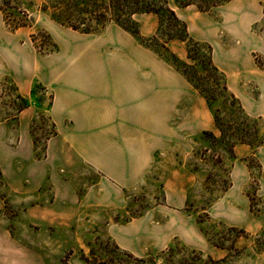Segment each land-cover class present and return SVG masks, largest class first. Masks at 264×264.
Returning <instances> with one entry per match:
<instances>
[{
	"label": "crops",
	"instance_id": "0c3cea01",
	"mask_svg": "<svg viewBox=\"0 0 264 264\" xmlns=\"http://www.w3.org/2000/svg\"><path fill=\"white\" fill-rule=\"evenodd\" d=\"M169 6L192 39L211 46V61L243 111L264 116V68L255 58L264 57V37L254 30L264 19V0H229L213 10ZM134 20L144 37L154 36L160 27L155 13H137ZM39 22L57 51H37L32 37ZM166 45L177 58L188 59L185 41L172 38ZM6 76L25 100L32 98L36 82L51 91L47 112L54 131L45 142L47 156L29 162L41 166L58 159L92 174L96 182L85 184L81 194L73 190L68 198L65 175L56 182L49 170L39 175L36 186L32 177L20 187L9 182L7 193L0 195V264H57L63 231L86 215L105 219V234L138 258L157 256L179 241L211 261L225 262L233 251L245 252L259 243L264 210H252L251 195L264 198V144L233 146L229 185L204 209L228 229L245 230L229 245L211 242L196 213L187 209L201 176L185 164L163 172L161 202L129 220H111L113 213L127 208L129 192L159 176L155 168L161 153H175L178 147L188 153L187 136L217 128L207 99L186 75L120 24L110 23L98 34L83 33L45 11L35 23L12 30L0 7V85ZM36 114L33 104L17 114L16 149L35 147ZM11 196L22 206L13 214ZM252 259L264 264V247ZM197 264L209 263L198 258Z\"/></svg>",
	"mask_w": 264,
	"mask_h": 264
},
{
	"label": "rangeland",
	"instance_id": "374dc122",
	"mask_svg": "<svg viewBox=\"0 0 264 264\" xmlns=\"http://www.w3.org/2000/svg\"><path fill=\"white\" fill-rule=\"evenodd\" d=\"M5 1V2H4ZM58 0H0L5 7L9 18L21 19L28 21L30 24L35 23L45 11L41 7L47 3V15L51 17L52 8ZM80 1V0H79ZM93 0H81L79 7L71 11L68 19L70 23L80 29L88 27L98 34L103 32L104 28L116 22L113 19L112 12L108 4L109 0H98L97 14H93ZM147 7L158 11L162 23L154 39L145 42L154 48L159 54L177 64L186 74L194 81L204 94L213 97L211 108L214 116L218 120L215 131H204L197 135L187 136L190 145V151L187 153L181 151L183 148L178 147L176 152L161 153L159 162L156 164L155 172L159 173L156 178L149 181L146 185L138 187L136 190L129 192V204L125 210L112 214L111 220L126 221L147 210L153 208L157 203L162 201L163 195L160 187V178L163 172L170 170L173 166L185 164L200 172L201 180L197 188L191 194V200L187 205L190 212L196 213L201 220L202 228L208 236L218 242L230 244V239L234 232L230 231L227 226L212 219L204 209L218 199L222 192L229 185V170L233 159V144L237 141L239 132L238 128L245 127L252 137L257 133L258 140H264V116H248L239 105L236 98L230 95L224 88L225 79L222 73L215 70L209 59V48L204 42H185L190 48V55L195 58L194 61L189 59H177L166 42L172 36L185 35L184 25L178 21L168 9L169 2L175 5L194 3L202 8L213 10L216 6L222 5L227 0H217L215 6L212 0H140ZM43 2V5H42ZM12 5V6H11ZM15 7V8H13ZM20 7L25 12H20ZM12 13V16L10 15ZM25 13V14H24ZM107 15L110 19H104L100 14ZM134 14L123 13L121 21L129 27L138 28V23L134 20ZM100 17L97 19V17ZM52 18V17H51ZM55 21V20H54ZM254 30L264 37V19L254 25ZM34 43L39 52L49 50L52 47L51 36L41 26V22L36 24ZM32 37V38H33ZM144 37V36H143ZM152 37V36H151ZM150 38V37H145ZM40 53V52H39ZM185 61L182 64L181 61ZM264 64V57L261 59ZM51 91L43 87L41 83L36 82L33 88V96L26 102L19 97L15 84L9 76H6L0 85V195H5L9 182L18 187L23 183L29 182L30 177L33 179L34 186L37 185L40 176L42 177L51 171L53 181L59 182V178L65 175L63 191L65 198H68L73 190L80 194L83 192L84 185L96 182L92 174L79 173L70 165H67L58 159L50 160L44 164L37 165L30 163V160L45 158V142L53 133L52 122L48 116L47 108L51 100ZM33 104L37 108V114L33 120L32 135L35 147H21L16 149L19 133L17 114L21 108ZM39 107V108H38ZM222 128V130H221ZM55 156V153L54 155ZM16 161V162H15ZM59 161V162H58ZM254 162V161H252ZM60 164V165H58ZM255 164V162L253 163ZM58 166V167H57ZM37 172V173H35ZM42 172V173H41ZM35 173V175H33ZM155 173V174H156ZM253 173L258 175V169L254 168ZM11 176V180H10ZM36 179H38L36 181ZM24 183V184H25ZM11 196V213L22 208L21 205L13 202ZM255 207L264 210V198L256 197ZM105 219L95 215L81 216L71 228L63 231V250L57 253V264H197L198 258L206 260L209 264H253V256L258 247H264V234L259 238V243L253 249L245 252L233 251V257L227 261H211L205 253L183 245L175 241L167 250L159 255H148L144 258H138L132 254L120 249L106 234L104 230Z\"/></svg>",
	"mask_w": 264,
	"mask_h": 264
},
{
	"label": "trees",
	"instance_id": "16d2710c",
	"mask_svg": "<svg viewBox=\"0 0 264 264\" xmlns=\"http://www.w3.org/2000/svg\"><path fill=\"white\" fill-rule=\"evenodd\" d=\"M80 1H81V0H80ZM80 1H79V0H58L54 5L50 6V7L52 8L51 17H52V19L55 20L56 22H58V23H60V24H62V25H64V26L70 27V28H72V29H74V30H77V31H80V32H83V33H92L93 31H91L90 28L85 27V28L80 29L79 27H77V26H75L74 24L70 23L69 20H68V19L70 18L71 14H72L71 11H72V10H76V9L79 7V3H80ZM216 1H217V0H212V3L214 4V6H215V2H216ZM227 1H229V0H227ZM4 2H5V1H4ZM92 2H93L92 5H93V7H94L93 14L96 15V14H97L96 12H97V10H98V8H99V7H98V6H99V5H98V0H93ZM189 4H194V3L181 4L180 6H186V5H189ZM11 6H12V5H11ZM197 6H198L200 9H202V10H209V9H206V8H202V7L199 6V5H197ZM0 7H1V9L3 10V12H4L5 20H6L7 25H8L12 30L16 29L17 27H19V26H21V25H24V24L29 23L28 21L21 20V19H15V18H12V17H11V21H9L10 18H9V15H8V13H7L5 7H4L2 4H0ZM108 7H109L110 11L112 12L113 19H115L116 23L120 24L122 27H124L125 29L129 30L133 35H135V36L137 37V39H138L141 43L145 44V42H147V41L150 40V39H154L155 36H157V33H156L154 36H152V37H150V38H145V37H143V36H141V35L139 34V29H138V28H133V27L126 26V25L121 21V15H122L123 13L134 14V13H136V12H139V13L148 12V13H155V14H157V15L159 16L160 24H161V23H162V19H161L160 14L158 13V11L153 10V9H151V8L149 9V8L147 7V5H145L144 2H141L140 0H109ZM13 8H15V7H13ZM18 9H19L20 12L23 11L20 7H18ZM41 9H42L43 11H48L47 3H45V4L41 7ZM168 9L172 12L173 16H174L178 21H180V22L184 25V28H185V35H184V36H182V35H179V36H172V37H170V38L168 39V41H169L170 39H172V38H177V39L183 40V41H185V42L192 41V42L199 43V41H196V40L192 39V38L188 35V32H187V28H186V24H185V22L181 21V20L176 16L174 10H173L171 7H168ZM23 12H25V11H23ZM24 14H25V13H24ZM10 15L12 16V13H11ZM99 16L103 17L105 20H106V19L108 20V19L112 18V17L109 18L107 15H104V14H102V13H101ZM99 16L97 17V19L100 18ZM255 25H256V24H255ZM160 26H161V25H160ZM254 28H256V27L254 26ZM159 29H160V27H159ZM159 29H158V31H159ZM158 31H157V32H158ZM33 40H34V37H33ZM51 44H52V47H53V48H51V49H49V50H46V51H42V50L39 49V52L42 53V54H48V53H51V52H55V51H57V50H58V46H57V44H56L55 42H53L52 40H51ZM146 45H147V44H146ZM147 46H149V45H147ZM207 46H208L209 51H210L211 46H210L209 44H207ZM153 49H154V48H153ZM154 50L157 51L156 49H154ZM187 51H188V59L194 61L195 58H194L193 56L190 55V48H188V46H187ZM255 58H256L257 63H258L262 68H264V64H263L262 61H261L262 57L259 56V55H255ZM177 59H178V58H177ZM209 59H210V64H211V66H212L215 70L218 71V69L213 65V63H212V61H211L210 52H209ZM178 60H179V59H178ZM167 61H169V60H167ZM180 61H181V60H180ZM169 62H170V61H169ZM170 63H171V62H170ZM181 63H182V64H185L186 62H185V61H181ZM172 64H173L177 69H179L181 72H183V74L186 75V77H187V78L189 79V81L193 84V86H195V87L199 90V92H201V93L205 96V98L207 99L209 105L211 106V102H210V101H211V100H214V98L211 97V96L209 97L208 95L204 94L203 90L200 89V88L198 87V85H196V84L194 83V81H193V80H192V79L186 74V71H185V70H183V69H182L180 66H178L177 64H174V63H172ZM186 64H187V63H186ZM220 73H221V72H220ZM224 88L228 91L227 86H226L225 83H224ZM228 92H229V91H228ZM230 95H231L232 97H234V95H232L231 93H230ZM234 98H235V97H234ZM22 99H23V98H22ZM23 100L26 102L25 99H23ZM237 101H238V100H237ZM238 103H239V101H238ZM239 105H240V104H239ZM26 106H27V105H26ZM240 106H241V105H240ZM241 108H242V107H241ZM21 109H22V108H21ZM242 110H243V109H242ZM258 118H260V117H258ZM215 120H216V122H217V124H218V120H217L216 116H215ZM221 130H222V128H221ZM238 130H239V132H243V133H242V134L240 133V134L238 135L237 141L233 144V146H234L235 144H237L238 142H245V143H248V144H250L251 146H253L254 148H258L259 146H261V145L264 144V140H263V139H262V140H258L257 133H256L255 135H253L254 137H252L251 133H249V131H248L244 126H243V127L241 126L240 128H238ZM255 200H256V197H255L254 195H251V203H252V204H251V208H252L253 211L258 212L259 209H257V208L255 207ZM199 221H201V220L199 219ZM229 230L234 232V236H235V237H236V236L243 235V234H246L245 230H243V229H239V228H237V227H230ZM209 240H210L211 242H213L214 244H218V245H222V246H224V244H225V243H223V242L215 241V240L212 239L211 237H209Z\"/></svg>",
	"mask_w": 264,
	"mask_h": 264
}]
</instances>
